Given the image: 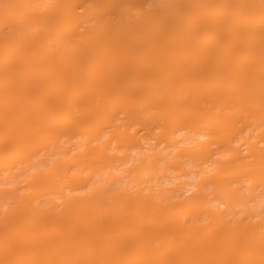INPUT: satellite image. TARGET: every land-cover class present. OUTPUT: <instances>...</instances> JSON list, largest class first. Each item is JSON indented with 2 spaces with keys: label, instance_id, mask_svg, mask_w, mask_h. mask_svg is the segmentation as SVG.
<instances>
[{
  "label": "bare ground",
  "instance_id": "6f19581e",
  "mask_svg": "<svg viewBox=\"0 0 264 264\" xmlns=\"http://www.w3.org/2000/svg\"><path fill=\"white\" fill-rule=\"evenodd\" d=\"M110 1L0 0V28H6L11 41L0 44V66L13 61L10 67H0V169L8 167L11 155L35 154L48 138L63 136L78 149L56 156L50 167L31 174L26 180L29 196L66 197L86 186L84 171L103 174L105 181L127 180L142 193L151 187L147 169L161 168L155 161L171 158L177 169L185 170L186 157L195 165L196 191L184 198H178L184 191L173 195V207L163 217L175 218L194 201L195 211L175 224L199 225L200 214L217 223L224 217L222 205L233 210L252 196L241 192L244 179L250 180L253 191L262 182L264 146L258 142L264 134V0H189L187 10L167 8L144 23L128 22L135 0H122L117 6ZM74 5L81 10L75 11ZM52 6L58 8L51 10ZM97 8L117 15L109 35L87 41L89 34L66 32L70 25L91 19ZM168 15L167 28L179 36L165 43L158 25ZM31 19L43 27L33 37ZM95 19L97 31L103 18ZM192 20L198 21L196 31L182 32ZM122 31L126 40L119 36ZM129 40L137 44L126 49ZM247 103L252 104L251 113L257 110L251 117L243 113ZM119 113L122 118L116 122ZM131 125L173 148L145 154L150 157L122 169V175L114 169L123 163L126 150L142 149L146 142ZM235 140L245 143L249 158ZM111 142L122 153H108ZM91 184L93 194L106 187L98 179ZM207 184L216 203L204 191ZM263 200L258 197L245 216L258 215ZM14 204L24 215L32 208L25 196ZM241 221L227 230L226 239L242 242L248 250L258 248L264 255V222ZM213 263L208 258L200 262ZM0 264L10 263L2 257ZM38 264H43L40 257Z\"/></svg>",
  "mask_w": 264,
  "mask_h": 264
},
{
  "label": "rangeland",
  "instance_id": "374dc122",
  "mask_svg": "<svg viewBox=\"0 0 264 264\" xmlns=\"http://www.w3.org/2000/svg\"><path fill=\"white\" fill-rule=\"evenodd\" d=\"M121 1L110 2L117 6ZM139 1L135 0V3L131 4L134 11L127 17L128 22L144 23L154 14L167 8L174 11H185L189 8V0H145L142 5ZM57 8L52 6L50 9ZM72 8L78 12L81 10L80 5H74ZM92 16L79 26L70 25L66 32L71 34L77 29L82 34L90 35L87 41H99L113 31L117 17L115 12L107 14L97 8L92 12ZM96 17L103 20L102 26L94 31ZM170 20L171 15H168L163 23L158 25L165 43L175 41L179 36L167 28ZM197 23V20H192L188 27L182 28L181 31L195 32ZM29 25L35 28L32 37L43 28L37 26L34 19L30 20ZM236 26L237 24H234L233 28ZM8 35L6 28H0L1 45H10ZM119 36L126 40V31L120 32ZM136 44L137 41L129 40L125 42L124 47L130 49ZM213 44L210 43L209 46ZM12 64L13 61H9L0 67L7 68ZM121 64L127 68L131 67L130 64ZM117 65L119 64L113 66ZM35 79L40 80L41 75ZM254 106L259 107V104L255 103ZM251 109L252 104L247 103L243 113L251 117L257 112L256 110L251 113ZM260 114L259 111L258 115ZM121 118L122 113H119L116 122ZM136 129L146 138L144 148L129 147L123 163L114 169L116 173L125 175L122 169L137 165L145 154H152L153 151L165 153L173 148L172 145L158 141L156 137L148 138L142 127L130 126L131 131ZM257 131L258 129H255L254 133ZM181 136L182 132L176 135ZM262 136L258 143L264 146V134ZM47 140L46 146L35 154L11 155V159L7 161L8 167L0 169V258H5L10 264H20L21 260L23 264H38L39 257L43 264H200L205 258L215 264H264V255L258 248L248 250L242 242L236 244L226 239L227 230L240 219L242 225L251 223V220L264 222V209L253 219L245 216L258 197L264 199V172L261 174V184L254 191L250 188L249 179L242 181L241 192L252 196L244 203L236 205L233 210H227L225 205H222L220 210H223L224 217L219 222L213 223L204 214H200L199 225L183 228L175 223L195 211L194 201H189L183 209H179L173 219H164L163 215L173 207L172 201L180 191L184 193L178 198L187 197L196 191L195 165L189 158H182L185 170L177 169L171 158L166 162L155 161L156 165L160 163L161 168L157 165L156 168L154 166L147 169L145 175L149 178L148 184L151 187L144 188L142 193L127 180L105 181L103 174L92 175L89 171H84L81 176L86 179V186L67 192L66 197L41 194L32 198L26 184L28 177L38 170L50 167L56 156L62 157L78 149L77 143L72 145L63 136H53ZM235 143L241 147V154L249 158L245 143L238 140H235ZM109 147L108 153H122L115 142H111ZM147 158L146 160L150 161ZM102 160L106 161L107 157ZM72 172L70 169L69 173ZM93 179L102 182L106 186L105 189L93 194ZM204 191L209 198H214L212 202H217L211 192V184H207ZM149 193L150 197L145 196ZM23 196L32 204L30 213L26 215L19 213L14 204Z\"/></svg>",
  "mask_w": 264,
  "mask_h": 264
}]
</instances>
